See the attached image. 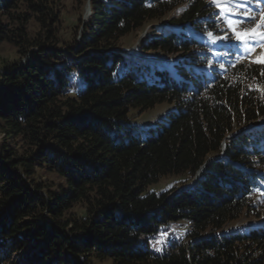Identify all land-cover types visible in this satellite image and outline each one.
I'll list each match as a JSON object with an SVG mask.
<instances>
[{"label":"trees","instance_id":"16d2710c","mask_svg":"<svg viewBox=\"0 0 264 264\" xmlns=\"http://www.w3.org/2000/svg\"><path fill=\"white\" fill-rule=\"evenodd\" d=\"M60 1L0 0V48L28 56L0 65V264H264V65L189 32L205 0L152 25V59L120 41L187 0H91L79 43ZM211 158L189 189L144 194ZM170 225L181 233L155 251Z\"/></svg>","mask_w":264,"mask_h":264},{"label":"rangeland","instance_id":"374dc122","mask_svg":"<svg viewBox=\"0 0 264 264\" xmlns=\"http://www.w3.org/2000/svg\"><path fill=\"white\" fill-rule=\"evenodd\" d=\"M209 6V13L205 17L201 18V28L195 30L189 28V32H198L195 34L198 40L205 41L212 48L216 49L215 56L217 58L222 57L227 63L233 64L236 61L243 60L249 63H256L264 65L262 63H257V60L264 59V41L259 39L250 40L247 43L238 41L235 39L231 29L228 26V20L231 18L235 21H243L245 23L239 25V28H252L255 26L260 19L262 13H264V0H236L235 3L228 5L233 9L231 13H225L223 8L212 0H205ZM191 0L179 5L175 10L170 12V15L164 20L155 21L149 23L143 29L133 32L122 38L120 41V46L122 50L126 53L131 54L133 57L142 59H152L155 57L154 54L149 52H143L141 49L142 43L152 34V25L156 26H167L169 25L168 19L170 17L178 16L187 6ZM61 19H62V31L65 35V41H70V32L76 28L81 27L78 30V35L76 41L79 43L81 41L82 26L85 22L89 20L92 16L91 11V0H61ZM244 12H248L250 15H243ZM207 22L208 24L204 25ZM264 31V29H260ZM211 33V35H209ZM228 35L229 40H220L218 37H223ZM68 43V42H67ZM222 45L225 48H222ZM64 48V47H63ZM235 56H242V59L235 60ZM28 56L24 59H18L14 49L9 45H3L0 48V65L3 61L19 62V64L25 63ZM3 68H0V73ZM258 90L264 93V84L257 85ZM172 108L169 103L157 104L154 108L148 109L143 113H139L137 110L132 109L129 113L131 123L135 126L144 127L149 124H154L162 116L165 115L167 111ZM264 124V120L262 122ZM235 135V134H234ZM190 181L186 184H182L181 181L186 179L182 176H167L161 178L158 182L151 183L147 186L144 194L148 192H162L163 190L169 189L171 187H177L176 190L170 193L169 196L174 195L177 191L190 188L192 183L196 180ZM182 228L178 229L176 225H170L167 231L163 232L156 241L155 251L161 252L163 247L168 245L169 239L176 236L179 232L181 233ZM96 264H109L108 262L96 263Z\"/></svg>","mask_w":264,"mask_h":264},{"label":"snow or ice","instance_id":"6c2138e0","mask_svg":"<svg viewBox=\"0 0 264 264\" xmlns=\"http://www.w3.org/2000/svg\"><path fill=\"white\" fill-rule=\"evenodd\" d=\"M213 3L221 6L223 8V11L225 13H231L233 9L229 7L228 5H231L236 2V0H212ZM243 15L247 16L250 15L248 12H244ZM228 26L231 29L234 37L238 41H242L244 43L249 42L253 39H259L261 41H264V31H261L260 29H264V13L261 14L259 22L253 26L252 28H239L238 26L245 23L243 21H235L233 19L228 20ZM211 35V33H209ZM220 40H229L230 37L228 35H224L223 37H218ZM264 46V45H262ZM242 56H235V60L242 59ZM257 63L264 64V59H260L256 61ZM223 67V65H221ZM261 75H264V72H261Z\"/></svg>","mask_w":264,"mask_h":264},{"label":"water","instance_id":"95a60500","mask_svg":"<svg viewBox=\"0 0 264 264\" xmlns=\"http://www.w3.org/2000/svg\"><path fill=\"white\" fill-rule=\"evenodd\" d=\"M234 136H235V135H234ZM211 160H214V159L211 158V159L207 160V162H206V163L202 166V168L198 171V173H197V177H196V180H195L194 182L197 181V179L200 177L201 173L204 171V169H205L207 163H208L209 161H211ZM191 186H192V185H191ZM191 186H190V187H191ZM186 189H189V188L181 189V190L177 191L174 195H176L177 193L181 192L182 190H186ZM174 195H172V196H174ZM172 196H169V197H172Z\"/></svg>","mask_w":264,"mask_h":264}]
</instances>
